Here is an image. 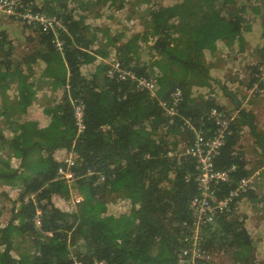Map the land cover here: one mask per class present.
I'll return each instance as SVG.
<instances>
[{"label": "trees", "instance_id": "16d2710c", "mask_svg": "<svg viewBox=\"0 0 264 264\" xmlns=\"http://www.w3.org/2000/svg\"><path fill=\"white\" fill-rule=\"evenodd\" d=\"M25 1L56 23L44 29L19 21L35 32L19 55L1 32L0 264H190L181 262V249L199 189L196 162L186 150L196 131L213 128L212 108L230 111L217 77L222 46L242 54L247 42L257 43L260 59L248 63L247 86L254 93L264 89V0ZM141 3L136 32L113 36L110 27L86 23L104 6L131 23L128 9ZM43 87L56 99H46L35 117ZM231 111V132L215 157L218 169H231L229 180L215 186L219 198L255 169L241 149L242 134L264 156L253 111L241 105ZM67 158L72 179L58 173ZM244 202L256 207L264 195L253 187L241 192L200 229L204 256L220 254L218 264H264L261 244L239 211Z\"/></svg>", "mask_w": 264, "mask_h": 264}, {"label": "rangeland", "instance_id": "374dc122", "mask_svg": "<svg viewBox=\"0 0 264 264\" xmlns=\"http://www.w3.org/2000/svg\"><path fill=\"white\" fill-rule=\"evenodd\" d=\"M129 4H133L134 0H128ZM174 0H165L164 3H173ZM242 4H248V0H238ZM249 5V4H248ZM258 5L257 2H255L254 6ZM73 6V5H72ZM132 8V7H131ZM128 9V12H131V23L122 22L121 19L124 17V15L121 14L120 11L114 12L113 14L111 11L106 7H102L100 10V16L93 18V16H89L86 19V23H89L92 27L93 26H100V27H110V33L114 36L117 32H127V29L133 30V32H136L138 27H140V21L137 16L139 14L135 13L138 11H142V9L145 8V4L141 3L140 5L135 4L132 8V10ZM138 9V11H136ZM111 13V14H110ZM246 18L253 19V13L250 9L248 12L246 10V13L244 14ZM2 29H4V32H7L9 34V39L13 42V45L15 46V54L19 55L22 51H26L29 49L30 46V40L28 35H33L35 32L27 29L19 21H16L14 19L6 18L2 19ZM130 32V33H133ZM129 33V34H130ZM100 35V33H99ZM260 32L255 31L254 38L257 40L259 37ZM143 43H141V46ZM145 46L140 47L143 54L142 57L144 58H150V55L147 53V51L144 48ZM253 49V48H251ZM248 50V49H247ZM147 53V54H146ZM238 53L230 52L229 50H223L219 54H217V67L219 68L220 72L219 80L224 81L225 83V91L230 90L229 96L225 97L223 101L224 107L230 111L229 113H232L231 111L235 106L234 101L232 99V96H235L238 98L237 95L242 98V103H250L251 100H248V96L250 97H257V99L250 103L255 108L264 107L263 101H264V89L261 91L259 90V93H254L255 90L250 89L247 86V80L250 79V72L249 70H245L246 67H248V63L258 61L260 59V56L255 51L254 54L251 55H244L243 53L240 55H235ZM114 59V54L111 55ZM113 59V60H114ZM111 60V59H110ZM108 60V61H110ZM224 78V80L222 79ZM261 77L262 80H264V69L261 70ZM229 80H237L240 81L245 85L244 88H240L239 86H234V84H231ZM237 83V82H236ZM14 84L11 85L8 94L14 95ZM220 89V88H219ZM214 90L217 95H221V90ZM235 92V94H234ZM46 99L55 100L56 97L53 95L51 90L48 87H43L42 90L38 94L37 99V105L35 114L33 116L35 117H41L40 114L38 115L40 111V107L42 106V103L46 101ZM245 108L247 106H244ZM264 110L262 112H257L258 118L261 119L264 122ZM261 122V121H260ZM262 125L260 124L261 131L264 133V129L262 130ZM0 126L3 127L1 124ZM7 133V131H5ZM240 146L241 149L245 152V159H247L248 167L251 169L255 168L253 170L252 175L250 176V185L254 188L255 193L259 197L264 195V167L260 168L264 165V156L258 157L257 153L253 149L252 146V137L249 134H242L240 139ZM13 164H17V161L12 160ZM260 168V169H259ZM60 202V200H59ZM61 203V202H60ZM240 206V207H239ZM125 207V206H124ZM240 213L244 214L246 216V223L248 225V229L251 231V233L255 236V239L258 243L261 244L259 247L260 251H258V257L264 256V203L259 204L256 207H251L250 205H247L246 202L242 203L241 205L238 204ZM247 212V213H246ZM220 255V254H219ZM219 255H214L215 258H209L212 259V261L215 262V264L220 263L221 259Z\"/></svg>", "mask_w": 264, "mask_h": 264}, {"label": "built area", "instance_id": "2783aa9c", "mask_svg": "<svg viewBox=\"0 0 264 264\" xmlns=\"http://www.w3.org/2000/svg\"><path fill=\"white\" fill-rule=\"evenodd\" d=\"M32 5V3L25 0H0V40L2 38V19L10 18L22 21L32 28L39 24L43 25L44 29L53 26L55 18L47 17L39 10L33 12ZM81 116V106H77V120L81 121ZM209 118L213 123V128L207 133L200 130L196 131L193 143L186 150V153L193 157L196 162L199 192L190 201L192 225L190 233L183 237L182 263L195 264L196 260L209 259V256H204V250L200 246V229L202 225L214 221L216 215L229 209L232 201L241 192H247L252 187L250 177L241 178L236 187L231 189L225 197H217L215 186L221 182H227L231 170L218 169L215 165V157L219 154L227 135L231 132L229 129L230 113L212 108L209 112ZM64 163L66 167L60 166L58 173L63 178L72 179V172L69 170V167L73 164L72 159L67 158ZM79 200L80 197L77 195L75 201L79 202Z\"/></svg>", "mask_w": 264, "mask_h": 264}, {"label": "crops", "instance_id": "0c3cea01", "mask_svg": "<svg viewBox=\"0 0 264 264\" xmlns=\"http://www.w3.org/2000/svg\"><path fill=\"white\" fill-rule=\"evenodd\" d=\"M247 44H248V47L246 48V50H245V52L243 53L244 55H251V54H254L255 53V51H256V48H254L255 47V44H257V43H255L254 45L253 44H250V42H247ZM251 48H253V49H251ZM220 49H222L221 50V52L223 51V50H227L226 48H224L223 46L220 48ZM248 49V50H247ZM235 51V50H234ZM236 55H240V54H236ZM218 66V65H217ZM248 69V67H246L245 68V70H247ZM234 81H236V80H234ZM235 86H237V83L235 84ZM238 96V105H241L242 107H244V106H247L246 107V109L247 110H251V111H253V113L255 114V116H256V122H257V126H258V128L259 129H261V127H260V124H263L262 125V130L264 129V122L261 120V119H259L258 118V115H257V112H262L263 110H264V107H260V108H255V106H253L252 104H250V103H253L256 99H257V97H255V96H253V97H250V96H248V100H251L250 101V103H242V98H240V96L239 95H237ZM263 104H264V101H263ZM245 108V107H244ZM263 115H264V113H263ZM261 121V122H260ZM264 167V165L262 166V167H260V168H263ZM259 168V169H260ZM247 213V212H246Z\"/></svg>", "mask_w": 264, "mask_h": 264}, {"label": "water", "instance_id": "95a60500", "mask_svg": "<svg viewBox=\"0 0 264 264\" xmlns=\"http://www.w3.org/2000/svg\"><path fill=\"white\" fill-rule=\"evenodd\" d=\"M230 92H231L230 90H227V91H226V93H227L228 95L230 94ZM232 99H233V101H234L235 106L238 107L239 105H238V99H237V97L233 96Z\"/></svg>", "mask_w": 264, "mask_h": 264}]
</instances>
